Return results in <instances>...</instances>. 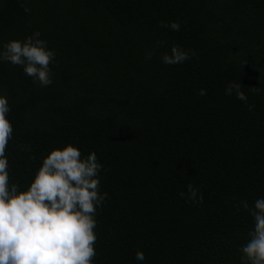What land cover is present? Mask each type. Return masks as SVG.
Segmentation results:
<instances>
[{
	"label": "trees",
	"instance_id": "16d2710c",
	"mask_svg": "<svg viewBox=\"0 0 264 264\" xmlns=\"http://www.w3.org/2000/svg\"><path fill=\"white\" fill-rule=\"evenodd\" d=\"M173 21L179 32L161 26ZM35 31L56 52L51 86L0 63L10 182L26 189L53 149L94 151L108 196L93 264H138L137 251L143 264H241L252 219L234 205L264 197V0H0V45ZM173 45L195 55L165 65ZM189 184L202 204L181 198Z\"/></svg>",
	"mask_w": 264,
	"mask_h": 264
},
{
	"label": "clouds",
	"instance_id": "9594fccd",
	"mask_svg": "<svg viewBox=\"0 0 264 264\" xmlns=\"http://www.w3.org/2000/svg\"><path fill=\"white\" fill-rule=\"evenodd\" d=\"M25 12L30 9L25 7ZM161 26L179 32V22H161ZM39 31L23 41L11 40L0 45V63H9L23 69L38 87L53 84L51 65L56 52L48 48ZM163 45L158 42L157 47ZM155 50L145 54L150 61ZM195 53L173 45L170 54L161 55V62L174 66L190 60ZM207 95L205 89L198 93ZM224 94L234 96L241 106L252 111L241 84L230 82ZM11 106L6 95L0 94V264H93L97 253V209L103 207L108 193H101L100 173L103 165L96 153L87 157L68 144L53 149L42 159L30 185L21 189L10 182L9 159L6 149L13 140V125L8 119ZM181 198L193 204L203 203V194L192 184ZM252 219L247 242L240 248L241 264H264V197L250 205L239 201L234 205ZM135 260L143 264L145 255L137 251Z\"/></svg>",
	"mask_w": 264,
	"mask_h": 264
}]
</instances>
